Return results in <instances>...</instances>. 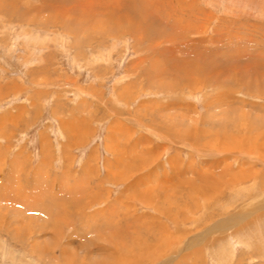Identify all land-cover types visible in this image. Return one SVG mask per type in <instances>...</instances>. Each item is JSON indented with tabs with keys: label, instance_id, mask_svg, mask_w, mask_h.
<instances>
[{
	"label": "rangeland",
	"instance_id": "obj_1",
	"mask_svg": "<svg viewBox=\"0 0 264 264\" xmlns=\"http://www.w3.org/2000/svg\"><path fill=\"white\" fill-rule=\"evenodd\" d=\"M0 264H264V0H0Z\"/></svg>",
	"mask_w": 264,
	"mask_h": 264
}]
</instances>
